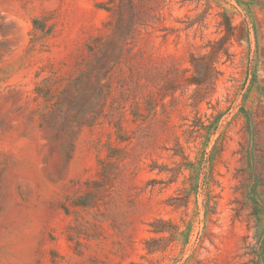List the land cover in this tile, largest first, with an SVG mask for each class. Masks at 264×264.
<instances>
[{
    "label": "rangeland",
    "instance_id": "obj_1",
    "mask_svg": "<svg viewBox=\"0 0 264 264\" xmlns=\"http://www.w3.org/2000/svg\"><path fill=\"white\" fill-rule=\"evenodd\" d=\"M132 1L0 0V264H264V0Z\"/></svg>",
    "mask_w": 264,
    "mask_h": 264
},
{
    "label": "trees",
    "instance_id": "obj_2",
    "mask_svg": "<svg viewBox=\"0 0 264 264\" xmlns=\"http://www.w3.org/2000/svg\"><path fill=\"white\" fill-rule=\"evenodd\" d=\"M131 6H132V10H133L134 3H133L132 0H131ZM105 10L108 11V12H110L112 17H117L118 18L119 14H120L118 11L115 10L114 7H106ZM118 20H119V22H121V19L120 18ZM37 23L38 22H35V25H37ZM118 29H119V26H118ZM161 222H162L163 225H165V222L164 221H161ZM155 231L157 233H163V232L166 231V229H165V227L162 226V227L156 228ZM153 241L146 242V249H147V251L149 253H152V252L156 251V249L155 248H152V246H151V242H153Z\"/></svg>",
    "mask_w": 264,
    "mask_h": 264
}]
</instances>
